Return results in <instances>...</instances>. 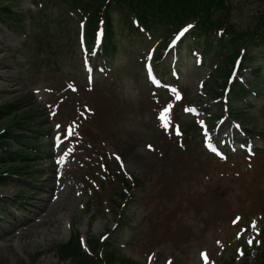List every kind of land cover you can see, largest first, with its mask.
<instances>
[{"label": "rangeland", "instance_id": "374dc122", "mask_svg": "<svg viewBox=\"0 0 264 264\" xmlns=\"http://www.w3.org/2000/svg\"><path fill=\"white\" fill-rule=\"evenodd\" d=\"M5 7L10 8L15 13H19L22 15H25L26 21L29 23L30 21V15L34 14L37 18L36 24L39 23V16H37L38 9L33 6L32 0H4ZM240 1V7L243 9L240 11V15H236L234 13V9L238 8L237 0H228V4L233 6V10L230 14V18L232 19V22L236 24H243V27H247L246 20L249 15L257 16L260 15L264 11V0H238ZM3 5L0 6V8L3 9ZM39 12V11H38ZM35 24V27L37 26ZM0 26L5 29V32L0 31V40H3V43H6L7 45L11 46L12 48H16V51L13 52L12 49H7L4 53L1 55L4 56L3 62L7 63V68H4L0 64V107L4 106L7 103H15V105L18 107V109L22 112H25L31 108L38 107V110L36 113L42 112L43 118H49L48 112L49 110L45 106V102L51 100V96L49 93H45V89L52 88L50 86V80L48 77H36L35 73H39L41 71H47L45 70V67L42 69L36 70V67L39 66V60L35 56V46H32L31 44L24 41L25 35L21 31H15L11 28L4 26V24L0 23ZM27 26H29L27 24ZM66 29L64 32H69L71 35L75 34L76 40L73 41V39L68 41V45L71 49V55L72 59L74 61L73 68L68 65V63L65 62L67 59H62L60 66L65 68L70 73V77H82V65L79 62L80 58V48L78 43V36L76 34L78 25L75 23H68L66 25ZM29 29V27L27 28ZM30 30V29H29ZM33 30V29H32ZM123 27L117 26V41H118V47H117V54L112 60V66L114 68L115 73L111 76L110 80L103 81L99 84L98 95L100 96L101 93H105L106 91L110 92V96H108V101L110 104H114L115 100L118 101L119 97H123V89L126 87L127 89V106L120 107L118 102V107L121 113L125 112L122 116V118L117 119L115 116L114 120L112 121V130L115 131L118 134H122L123 130H126L128 128H132L134 132H142V129L144 128V123H146L148 120L153 119V114L149 118L150 114L147 112L145 107L142 103V98L138 93V87L135 84V82L132 80V74L137 70V64L135 60L139 58V56L142 54L143 50L147 46V44H141L137 41H131L129 37L125 36V33L123 32ZM31 31V30H30ZM79 32V31H78ZM10 34V37H7L6 35ZM45 35V29H40L39 31L34 30V32L31 34V36H41L43 37ZM78 39V40H77ZM56 41V40H51ZM80 42V40H79ZM25 44V45H24ZM54 44H57L54 42ZM0 55V56H1ZM189 63V62H188ZM191 65V63H190ZM10 68V69H9ZM40 68V67H39ZM47 68V67H46ZM28 69H31L27 72ZM12 70V71H11ZM12 72V73H11ZM48 76L52 75L51 71H48ZM13 75V76H12ZM32 77V79L29 81V79ZM187 79L186 84V90L188 92L189 100L193 103H199L202 101L205 105V108L210 110V112L214 113L216 111V104H214L213 101H210L211 99L205 98L206 91H201L200 87H198V80L203 77L202 75H196L195 73L191 74V76H185ZM205 78V77H203ZM209 81V80H207ZM86 83V81H85ZM87 85V83H86ZM35 90H40V94H35ZM80 92H88L86 90V87H83V84L80 85ZM35 94L36 98H28L27 96L30 94ZM32 94V95H33ZM99 100L95 97L93 94L91 103L94 104L95 101ZM100 101V100H99ZM24 102V104H22ZM23 105V106H22ZM79 103L77 101L70 102L69 108L74 110ZM110 107V106H109ZM100 108V107H99ZM103 115L107 117L110 112L105 111V109L102 108ZM19 111V113H21ZM190 117H194L191 113L189 116H186L187 120H191ZM253 121H249V119H245V122L249 124L251 127H258L261 126L264 128V107L258 108L252 113ZM9 120H7L8 122ZM192 121V120H191ZM7 122H0V128L6 125ZM244 122V121H243ZM244 122V123H245ZM12 150L14 151L17 149V146H11ZM67 149L63 146H58L55 149V152L57 155L62 154V150ZM48 152V150H47ZM1 153V149H0ZM1 156V154H0ZM46 153L43 156L45 157ZM40 157L35 158L36 160ZM41 162V160H39ZM49 164V163H48ZM8 163L1 161L0 162V175L7 172ZM44 164L39 163L36 170H34V167L31 169L32 171H36L37 173H42L41 169H43ZM138 169V170H137ZM72 166L69 164H65L64 166L60 167L59 172L64 173L67 171H70L67 173L65 179H71V182H74L76 180V175H73L72 173ZM130 172L135 175L137 178H142L144 176V171H141V168L139 166H134L133 164L130 166ZM32 176L26 175L25 182L31 183L28 187L29 189H32L35 194H30L25 192L22 189L21 184L18 182V180L11 181V183H7L5 185L0 186V195L16 199L18 197H23L24 200H26L28 204L30 205H37L39 207L42 206V200L45 199V195L42 193V188L48 190L50 187H54L55 185H47L48 180L51 181L50 176L46 177H39L35 176L36 178H31ZM31 182H29V180ZM28 180V181H26ZM197 178H194L192 180L193 184L196 183ZM47 185L48 187H45ZM56 187V186H55ZM169 189L173 191V193L180 199H184L185 207H193L194 204L192 200L190 199V196L188 193L183 192L180 189H175L174 186H170ZM58 190V188H57ZM115 190H112L111 196ZM67 192L64 191L59 195V202H58V209L56 210L54 217L59 218L60 216L63 217L62 223H60L59 227L56 229H53V227H50L49 224H41L38 226H35L34 230L30 229L24 232H21L19 235H15L13 240V233L12 234H5V236L8 237V239H5L3 241L2 238H0V264H73L72 261H65L62 262L58 258L57 251L55 249L62 247V245L67 244V242L70 240V235L66 234V224L70 222L69 218L72 215V223L75 226V229L77 231H81V233L86 236L89 240H94V237L99 236L104 231L107 230V228L102 229L101 233H97L96 235L92 233L91 227L92 223L90 220V215L92 212L86 211L84 212L83 209H75L73 207V204H69L66 208V213L62 211V205L65 204V194ZM74 193L72 192V195ZM63 199V202H62ZM80 203H83V200H81ZM5 203L0 201V208L4 207ZM28 207V206H27ZM79 207V206H77ZM5 208H7L5 206ZM3 209V208H2ZM34 209V208H31ZM104 208H101V212ZM35 211H39L36 208ZM8 211H16L14 208L10 209ZM62 212V213H61ZM24 216H26V212L24 213ZM31 217V216H29ZM2 224V222H1ZM63 227V228H62ZM171 231L175 230V227L170 226L168 227ZM159 229H166L165 227L161 226ZM73 235V234H72ZM120 242H126L128 240V237L120 235L119 237ZM109 255V254H108ZM117 257L121 258L125 255L116 254ZM119 262H121L119 260Z\"/></svg>", "mask_w": 264, "mask_h": 264}, {"label": "snow or ice", "instance_id": "6c2138e0", "mask_svg": "<svg viewBox=\"0 0 264 264\" xmlns=\"http://www.w3.org/2000/svg\"><path fill=\"white\" fill-rule=\"evenodd\" d=\"M190 27H191V26H189V28H190ZM187 31H188V28H185V29L183 30V32H187ZM183 32L180 33L181 36L183 35ZM149 68H150V66H149ZM173 91H175V89H173ZM161 119H164V117L161 116ZM236 127L239 128V125L237 124ZM177 131H178V129H177ZM149 147H151V146H149ZM213 151H216V150L213 149ZM217 154H219V155L222 156V154H220V153H217ZM222 158H224V157L222 156ZM205 260H207V256H206V254H205ZM169 264H170V262H169Z\"/></svg>", "mask_w": 264, "mask_h": 264}, {"label": "bare ground", "instance_id": "6f19581e", "mask_svg": "<svg viewBox=\"0 0 264 264\" xmlns=\"http://www.w3.org/2000/svg\"><path fill=\"white\" fill-rule=\"evenodd\" d=\"M2 52H3V51H2V49L0 48V54H1ZM2 60H3V56H0V62H2ZM2 64H3V66H6L5 63H2ZM55 205H57V203H56Z\"/></svg>", "mask_w": 264, "mask_h": 264}]
</instances>
